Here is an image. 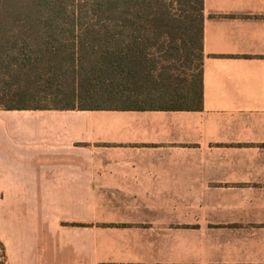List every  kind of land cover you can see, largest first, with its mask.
<instances>
[{
	"label": "crops",
	"instance_id": "obj_1",
	"mask_svg": "<svg viewBox=\"0 0 264 264\" xmlns=\"http://www.w3.org/2000/svg\"><path fill=\"white\" fill-rule=\"evenodd\" d=\"M203 4L202 110H0L8 264H264V0Z\"/></svg>",
	"mask_w": 264,
	"mask_h": 264
},
{
	"label": "trees",
	"instance_id": "obj_2",
	"mask_svg": "<svg viewBox=\"0 0 264 264\" xmlns=\"http://www.w3.org/2000/svg\"><path fill=\"white\" fill-rule=\"evenodd\" d=\"M203 11V0H0V110L200 111Z\"/></svg>",
	"mask_w": 264,
	"mask_h": 264
}]
</instances>
